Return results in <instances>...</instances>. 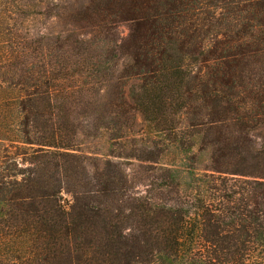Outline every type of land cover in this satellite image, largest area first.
I'll return each mask as SVG.
<instances>
[{
    "label": "trees",
    "instance_id": "obj_1",
    "mask_svg": "<svg viewBox=\"0 0 264 264\" xmlns=\"http://www.w3.org/2000/svg\"><path fill=\"white\" fill-rule=\"evenodd\" d=\"M68 9V28L0 58V264H264V0ZM139 119L187 200L129 187ZM92 133L122 150L83 154Z\"/></svg>",
    "mask_w": 264,
    "mask_h": 264
},
{
    "label": "rangeland",
    "instance_id": "obj_2",
    "mask_svg": "<svg viewBox=\"0 0 264 264\" xmlns=\"http://www.w3.org/2000/svg\"><path fill=\"white\" fill-rule=\"evenodd\" d=\"M72 1L74 0H0V58L11 56L10 49L18 44L27 46L38 36L46 33L57 34L60 30L68 28L67 20L70 14L68 5ZM64 5L67 9L63 17H60L57 14L58 6L64 7ZM128 27L127 23L118 25L122 38H126L129 34ZM133 137H136L138 141L125 143L124 151L130 156L121 159V162L128 173L129 187L135 195H144L151 201H167L168 203L179 195L183 200H187L189 192L181 190L178 195L175 188H169V185L164 188L165 183L171 179L162 178L164 174L162 168L179 163L180 160L176 159L173 153L163 156L157 149L146 147V145L151 146L150 143H146L148 139L158 140L159 137L157 134L149 133L140 119L135 126ZM82 142L80 150L83 154L92 157L95 155L103 157L107 153H112L113 150L116 152L122 150V143H111L103 134L94 136L92 133L83 137ZM208 164L207 153H202L196 164L199 176L211 173L206 171L205 167ZM226 177L230 178L229 175ZM233 179H229V183H233ZM221 180H223L222 177ZM220 183L219 179L218 185ZM63 196L66 200L73 201L72 194L66 190Z\"/></svg>",
    "mask_w": 264,
    "mask_h": 264
}]
</instances>
